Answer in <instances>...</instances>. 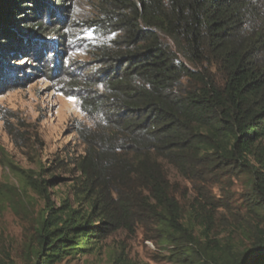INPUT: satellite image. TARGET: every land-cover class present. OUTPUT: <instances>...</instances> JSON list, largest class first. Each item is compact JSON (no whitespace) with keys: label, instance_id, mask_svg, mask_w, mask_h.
I'll use <instances>...</instances> for the list:
<instances>
[{"label":"trees","instance_id":"trees-1","mask_svg":"<svg viewBox=\"0 0 264 264\" xmlns=\"http://www.w3.org/2000/svg\"><path fill=\"white\" fill-rule=\"evenodd\" d=\"M71 2L0 0V82L8 59L46 62L52 46L50 73L67 79L91 122L74 127L84 154L72 203L56 207L49 188L59 178L22 173L45 202L28 264L83 257L151 223L171 264H264V0H101L99 45H79L89 60L76 67L59 57L68 45L53 39L61 28L51 20ZM241 179L249 246L239 252L212 239L228 210L212 188ZM18 198L0 183V212Z\"/></svg>","mask_w":264,"mask_h":264},{"label":"rangeland","instance_id":"rangeland-1","mask_svg":"<svg viewBox=\"0 0 264 264\" xmlns=\"http://www.w3.org/2000/svg\"><path fill=\"white\" fill-rule=\"evenodd\" d=\"M100 5L101 0H72L62 13V20L51 19L61 28L53 39L58 45H68L67 49L59 46L58 50L63 52L59 57H66L75 67L89 60L79 45H99L96 26ZM44 55L47 61L40 63L32 53L29 59H24L26 55L8 59L12 74L7 83L0 82V183L21 193L16 209L9 206L0 212V260L10 258L15 264L29 263L35 221L45 207L41 197L24 185L23 171L42 174L49 181L59 178L58 184L49 188L56 207L65 200L72 203L73 187L79 176L74 161L84 154V145L74 127L77 122L91 126L78 99L68 96L67 79L50 73L54 68L52 46ZM169 173L171 181L181 184L183 191L193 197L192 185L174 170ZM244 184L243 179L231 182L224 192L218 186L212 188V194L223 197L228 204V210L218 212L212 239L230 243L239 252L249 246L244 232ZM159 235L154 223L140 226L134 233L120 230L102 241L92 254L61 264H171Z\"/></svg>","mask_w":264,"mask_h":264}]
</instances>
